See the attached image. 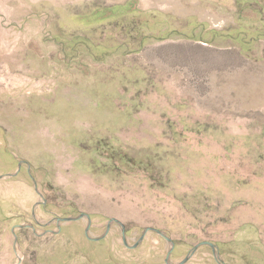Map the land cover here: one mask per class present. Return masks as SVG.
Listing matches in <instances>:
<instances>
[{
  "label": "rangeland",
  "instance_id": "1",
  "mask_svg": "<svg viewBox=\"0 0 264 264\" xmlns=\"http://www.w3.org/2000/svg\"><path fill=\"white\" fill-rule=\"evenodd\" d=\"M195 1L0 0V169L50 174V264H264V39L223 65L207 27L259 20Z\"/></svg>",
  "mask_w": 264,
  "mask_h": 264
},
{
  "label": "crops",
  "instance_id": "2",
  "mask_svg": "<svg viewBox=\"0 0 264 264\" xmlns=\"http://www.w3.org/2000/svg\"><path fill=\"white\" fill-rule=\"evenodd\" d=\"M203 2V0L195 1L196 4ZM206 10L229 14L237 10L246 11L251 12L259 20L250 24L248 18L246 23L234 25L230 21L231 15H226L228 21L224 19L218 26L207 27L206 30H222L218 36H215L216 32L213 31L214 46L212 47L217 50V58L223 65L231 55L232 30H238L236 33L242 35L241 39L244 41L240 44L242 47H239L241 51L247 54L260 50L257 48L259 41L257 35H261L264 39V34L259 31L264 30V0H207ZM243 35L249 37L244 39ZM44 137L50 136L46 134ZM47 174L38 175L30 164L21 166V162L15 166L5 163L3 169H0V244H11L10 261L8 263L1 261L0 264H50V249H52L50 248V214L54 213L50 211V174ZM55 218L59 216L56 215ZM79 223L78 220L62 222L58 225V234L51 236L61 239L62 252L68 254L69 260H74V256L82 260L87 259V254L79 253L81 248L87 247H96L94 254L99 256L101 244L88 243L81 235L83 226ZM55 228L57 230V226ZM5 229L11 233L4 234ZM25 230L30 233H21Z\"/></svg>",
  "mask_w": 264,
  "mask_h": 264
},
{
  "label": "water",
  "instance_id": "3",
  "mask_svg": "<svg viewBox=\"0 0 264 264\" xmlns=\"http://www.w3.org/2000/svg\"><path fill=\"white\" fill-rule=\"evenodd\" d=\"M84 217H85L88 221H90L89 216L86 215V214H80V215L77 216V217H64V218H57L56 220H57L58 223H60V222H71V221H77V220H79V219H81V218H84ZM114 221H115V222L121 227V229H122V240H123L124 243L126 244L125 232H124V227H123V225H122L119 221H117V220H114ZM89 229H90V224L88 223L87 226H86V228H85V231H84V232H85V236H86V238L89 239V240H91V241H100V240H102V239L104 238V236L107 235V233H108V231H109V229H110V223L107 224L104 235H103V236H100V237H91V236H89ZM148 231H152V232L157 233L158 235H160L161 237H163L167 242L171 243V240H170V239H169V238H168V237H167L162 231L157 230V229H153V228H147V229L143 232V234H142L140 240L143 238L144 234H145L146 232H148ZM204 245L209 246V247L211 248L212 252L215 253V255H216V246H215L213 243H210V242H201V243L195 245V246L192 248V250H191V252L189 253V255L186 256V257H185L181 262H179L178 264H185V263L190 259V257L192 256V254H193V253H194L199 247L204 246ZM135 246H136V244H135L133 247H135ZM172 249H173V244L171 243V250H172ZM170 252H171V251L168 252L167 257L170 255ZM216 258L218 259L219 263L221 264L219 258H218V257H216ZM167 259H168V258H167Z\"/></svg>",
  "mask_w": 264,
  "mask_h": 264
}]
</instances>
